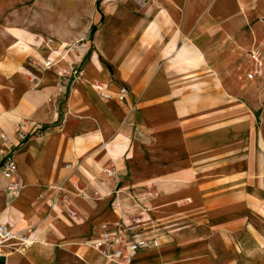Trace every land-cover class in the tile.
<instances>
[{
    "label": "crops",
    "instance_id": "crops-1",
    "mask_svg": "<svg viewBox=\"0 0 264 264\" xmlns=\"http://www.w3.org/2000/svg\"><path fill=\"white\" fill-rule=\"evenodd\" d=\"M84 1L0 0V182L23 184L0 189V222L35 238L0 264H117L92 245L104 223L156 240L130 264H264V125L234 72L264 53V0ZM72 61L83 73L58 95Z\"/></svg>",
    "mask_w": 264,
    "mask_h": 264
},
{
    "label": "built area",
    "instance_id": "built-area-1",
    "mask_svg": "<svg viewBox=\"0 0 264 264\" xmlns=\"http://www.w3.org/2000/svg\"><path fill=\"white\" fill-rule=\"evenodd\" d=\"M78 44V43H77ZM45 45L48 48H51L52 41H46ZM79 46V44H78ZM70 47V46H69ZM75 47H77L75 45ZM80 55V54H79ZM62 58H65L63 56ZM248 59L251 63V67L247 76L250 79L256 78H264V53L261 47L254 46L248 52ZM55 60L47 59L43 63V67L51 68L54 64ZM80 62V61H79ZM83 73V66L76 64L75 62H69L68 68H63L59 71V82L60 85L58 86L57 93H63L69 82L71 80H75ZM96 87L99 91H101V95L104 96L106 99L112 98L110 92L104 89L102 83L96 84ZM127 93V88L125 86L120 87L118 90L117 95L120 97H124ZM26 121L22 122L21 125L24 126ZM31 127L40 128L43 127V123L41 121L31 124ZM18 130V138L21 142L25 140L27 137V132L25 129L19 128ZM2 137L7 141L9 137L6 134H2ZM1 171L4 176L15 175L17 172L18 164L17 161L14 159L12 151L6 152L4 155V159L2 160ZM70 168V165L66 166ZM106 173L109 176H113L115 173L113 169H106ZM23 188V184L20 182L18 178H13L10 180L9 184L2 187L0 182V189L5 191L6 196L9 200L15 198ZM71 215L76 216L77 212L74 209L69 208ZM150 219L135 215L131 217L132 225H137L142 227L146 223L149 222ZM129 224L128 222H125ZM101 237L94 240L92 245L100 251V253L106 257L107 259L117 263V264H130L136 255V253L140 250L150 248L152 245L156 243L154 239H143V238H130L129 234H125V236H121L120 239H116L113 237L111 233L110 224L104 223L101 225ZM35 241V238L31 236L30 232L27 231H18L15 230L12 226L7 225L3 222H0V249L6 247L10 250H15L18 252H25L28 247Z\"/></svg>",
    "mask_w": 264,
    "mask_h": 264
},
{
    "label": "rangeland",
    "instance_id": "rangeland-1",
    "mask_svg": "<svg viewBox=\"0 0 264 264\" xmlns=\"http://www.w3.org/2000/svg\"><path fill=\"white\" fill-rule=\"evenodd\" d=\"M148 1L149 0H133L131 3L134 4L133 8L136 9L137 11H139V10L143 9L148 4ZM101 4H102V2H101ZM93 5L94 4H92L89 0H85L81 6H83V8H85V9H88V8H91V6H93ZM84 41H86L85 38H83L82 40L73 41L70 44L71 49L78 51L79 47L83 46ZM77 43L79 44V46ZM75 45L77 47H75ZM51 48H52V46H51ZM51 48H48V49H51ZM77 53L80 54L79 51ZM241 64H243V65H241ZM240 65H238V68L234 69V72H236V75L241 77L244 81L243 83H241V92L244 93L247 106L251 107L252 109H254V111L257 112V116H258L257 122L258 123L255 127L261 126L262 124L264 125V78L250 79L248 76H246V74L248 73V71L246 73V63L241 61ZM250 132L248 133V135L246 137L247 140L245 141L246 144H250V146L247 149V151H245V153L251 154V150L254 147L253 146L254 144L255 145L257 144L256 153H258V149H257L258 147L260 149L261 148L263 149V151L259 150V152L264 153V145L262 144V142H260L258 140H256L257 142L255 141L253 144V141L250 138ZM256 132H257V136H259L258 131H256ZM254 134L255 133H253V135ZM263 137H264V130H263ZM253 138H254V136H253ZM258 138H260V137H258Z\"/></svg>",
    "mask_w": 264,
    "mask_h": 264
}]
</instances>
